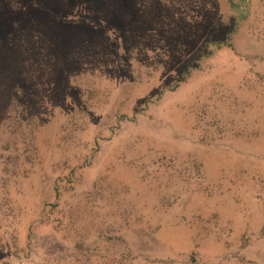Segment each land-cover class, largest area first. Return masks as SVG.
<instances>
[{"label":"rangeland","instance_id":"rangeland-1","mask_svg":"<svg viewBox=\"0 0 264 264\" xmlns=\"http://www.w3.org/2000/svg\"><path fill=\"white\" fill-rule=\"evenodd\" d=\"M0 264H264V0H0Z\"/></svg>","mask_w":264,"mask_h":264}]
</instances>
